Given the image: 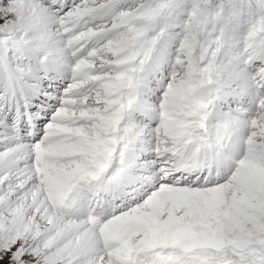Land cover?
Listing matches in <instances>:
<instances>
[{
	"label": "snow or ice",
	"instance_id": "1",
	"mask_svg": "<svg viewBox=\"0 0 264 264\" xmlns=\"http://www.w3.org/2000/svg\"><path fill=\"white\" fill-rule=\"evenodd\" d=\"M0 264H264V0H0Z\"/></svg>",
	"mask_w": 264,
	"mask_h": 264
}]
</instances>
